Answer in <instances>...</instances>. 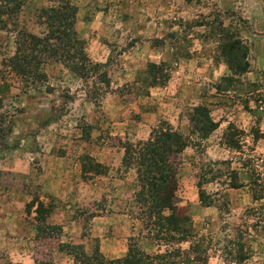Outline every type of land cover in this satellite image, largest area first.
<instances>
[{
    "label": "rangeland",
    "instance_id": "obj_1",
    "mask_svg": "<svg viewBox=\"0 0 264 264\" xmlns=\"http://www.w3.org/2000/svg\"><path fill=\"white\" fill-rule=\"evenodd\" d=\"M0 1L12 10L0 13V109L11 124L0 150V264H83L60 242L106 259L122 256L130 237L148 253L186 249L146 236L134 168L121 162L123 141L145 139L162 122L187 141L175 195L208 247L197 264H264V0H70L92 67L81 77L49 60L43 79L2 61L17 30L44 29L36 14L55 0ZM219 22L237 27L248 48V71L227 88L229 70L206 28ZM147 62H162L163 84H150ZM196 106L217 123L206 138L193 132ZM229 133L236 146L226 144ZM34 200L49 209L44 225L60 232L36 235ZM237 241L246 258L228 261Z\"/></svg>",
    "mask_w": 264,
    "mask_h": 264
},
{
    "label": "trees",
    "instance_id": "obj_2",
    "mask_svg": "<svg viewBox=\"0 0 264 264\" xmlns=\"http://www.w3.org/2000/svg\"><path fill=\"white\" fill-rule=\"evenodd\" d=\"M0 1V13H10L12 10ZM16 8L18 4L14 5ZM76 6L70 0H55L54 4L39 8L36 19L44 29L39 34L19 29L15 33V51L13 55L2 61L3 67L20 77L28 76L32 79H43L42 65L51 60L62 63L69 71L78 76H87V68L92 67L86 53L82 39L77 37L73 25ZM215 23V21H213ZM221 22L206 24L216 39L217 52L229 70L221 81L224 88L235 83L236 78L249 69L247 61L248 48L239 36L237 27L228 29ZM204 37V35H203ZM182 46L176 44L174 49ZM176 55L175 57H177ZM100 65V64H95ZM165 66V65H164ZM96 67V66H95ZM146 74L151 85L163 84L165 73L162 62H147ZM166 70V69H165ZM104 73L98 78L103 79ZM107 84V80H104ZM1 111V109H0ZM192 127L199 138H206L217 127V123L208 116L205 106L192 109ZM11 130L10 120L6 113L0 112V150L7 148L2 137ZM229 133L225 139L228 146H236ZM187 145V141L178 131L173 130L166 122L153 126L145 139L123 141L121 162L125 166H133L135 171L134 200L138 204L139 219L142 222L146 236L150 239H161L170 244L188 242L186 249L178 246L158 253H148L130 237L125 253L120 257L106 259L95 248L87 254L80 244L58 243V249L79 260L83 264H189L191 261L204 263L208 257V247L196 235L192 220L185 209L177 205L175 195L177 183L178 153ZM95 165H99L98 163ZM234 187L233 183H229ZM198 199L207 205L204 193L198 189ZM34 220L37 236L58 233L60 225H44V219L49 212L40 200H34ZM197 237V238H196ZM242 244L237 241L234 254H229L228 261L242 262L246 255L242 252ZM230 252V251H229ZM233 259V260H232Z\"/></svg>",
    "mask_w": 264,
    "mask_h": 264
}]
</instances>
